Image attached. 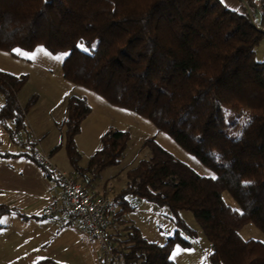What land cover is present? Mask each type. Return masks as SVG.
Masks as SVG:
<instances>
[{"label":"trees","instance_id":"trees-1","mask_svg":"<svg viewBox=\"0 0 264 264\" xmlns=\"http://www.w3.org/2000/svg\"><path fill=\"white\" fill-rule=\"evenodd\" d=\"M240 1L232 10L221 0H0V51L62 54L65 80L149 121L214 175L197 174L145 139L149 157L125 171L112 204L131 197L166 205L177 230L163 244L134 226L124 227L123 238L108 230L124 264H175L173 245H191L180 230L196 234L178 217L182 210L210 243L208 264H264V242L239 235L247 224L264 233V58L254 51L264 38V4ZM26 80L0 71V127L12 143L26 129L17 100ZM65 109L66 155L92 189L119 164L130 134L109 129L80 167L74 137L90 107L71 94ZM15 213L0 204V218Z\"/></svg>","mask_w":264,"mask_h":264},{"label":"crops","instance_id":"crops-1","mask_svg":"<svg viewBox=\"0 0 264 264\" xmlns=\"http://www.w3.org/2000/svg\"><path fill=\"white\" fill-rule=\"evenodd\" d=\"M229 1L233 3L232 10L239 9L240 0ZM249 1L264 4V0ZM260 47L264 58V38L255 48ZM62 59V54H50L42 47H36L30 52L19 49L0 51V71L27 78L17 92L18 103L25 108L26 121V129L19 137L20 142L12 143L0 127V204L16 210L17 214L5 216L4 225L17 223V228L23 230L18 234L22 247L27 248L30 256L39 263L64 257L68 250L73 253L78 247L80 234L73 230L76 226L60 215L52 218L40 216L41 209L59 194L60 188L30 159L29 151L33 148L41 149L59 169L65 172L70 170L68 174L75 175L77 181L82 183L83 179L73 172L63 145L66 98L71 94L82 96L90 107V113L81 122L79 133L74 137L80 152L77 163L80 167L86 166L106 131L127 130L124 118L129 117L126 110L111 106L97 94L65 80L61 71ZM112 171L93 184L96 191L109 197L112 195L107 188H114ZM97 249L99 251V244ZM87 252L90 256L88 249Z\"/></svg>","mask_w":264,"mask_h":264},{"label":"rangeland","instance_id":"rangeland-1","mask_svg":"<svg viewBox=\"0 0 264 264\" xmlns=\"http://www.w3.org/2000/svg\"><path fill=\"white\" fill-rule=\"evenodd\" d=\"M223 3L230 9L234 7L232 6L233 3H230L229 0H223ZM256 53V60L260 61L262 59V47L256 49ZM126 112H128L129 117L124 118V125H126L127 131L130 134L127 148L122 155L119 165L116 168L112 167L104 170L101 175V178H103L107 172L113 170L114 177L112 183L114 188L112 186L107 188L111 192L110 195L112 197L123 186L125 171L133 167L139 160L149 157V150L142 147L144 140L149 137H153L164 149L191 167L197 174L206 177L214 176L208 168L204 167L195 157L186 153L168 135L158 131L149 121L132 112ZM67 173H70V170ZM93 190H95L94 187ZM222 197L227 205L237 208V205L228 193L224 192ZM120 202L122 203L121 200ZM120 202L114 203L108 210V218L113 224L109 229V234L113 235L117 230H120L119 232L123 238L126 232L124 227L134 226L146 240L163 244L177 230L176 224L170 219V209L166 205L143 199L136 200L131 197H128L126 204L124 202L121 204ZM5 216L0 218V264H37L35 258L30 256L27 248L22 247L21 241L18 238V234L23 230L20 231L17 228L16 222H14L16 224L10 223L9 225L7 223L4 225ZM178 217L186 226L194 230L196 234L194 238H190L183 230H180L181 236L189 240L191 245L184 247L180 243H175L170 252V259L175 264H208L211 251L210 243L203 234L199 224L188 210L180 211ZM22 228L24 227L22 226ZM73 230L80 234L78 247L75 248L73 253L68 250L64 257L61 256V258H54L39 264H103L102 256L97 249V241L82 233L78 228H73ZM239 235L244 240L252 239L264 242V233L252 224L243 226L239 230ZM117 238L120 237L117 236ZM113 243L115 245L116 241H113ZM86 247L89 250L90 256H88Z\"/></svg>","mask_w":264,"mask_h":264},{"label":"built area","instance_id":"built-area-1","mask_svg":"<svg viewBox=\"0 0 264 264\" xmlns=\"http://www.w3.org/2000/svg\"><path fill=\"white\" fill-rule=\"evenodd\" d=\"M29 156L60 188L59 194L41 209L40 216H62L98 242L103 264H124L123 256L114 252V243L107 236L111 226L108 218L111 197L85 187L75 175L59 169L41 149H31Z\"/></svg>","mask_w":264,"mask_h":264},{"label":"snow or ice","instance_id":"snow-or-ice-1","mask_svg":"<svg viewBox=\"0 0 264 264\" xmlns=\"http://www.w3.org/2000/svg\"><path fill=\"white\" fill-rule=\"evenodd\" d=\"M239 135V134H238ZM41 259H43V258H41ZM37 264H39V261H37Z\"/></svg>","mask_w":264,"mask_h":264}]
</instances>
